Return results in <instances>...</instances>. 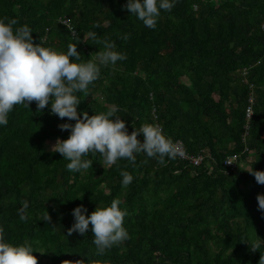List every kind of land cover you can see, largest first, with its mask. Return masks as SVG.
<instances>
[{
	"label": "trees",
	"instance_id": "trees-1",
	"mask_svg": "<svg viewBox=\"0 0 264 264\" xmlns=\"http://www.w3.org/2000/svg\"><path fill=\"white\" fill-rule=\"evenodd\" d=\"M127 0H0V20L28 25L34 43L66 52L77 45L79 62L94 60L103 41L126 59L102 66L100 78L78 93V112L89 116L118 107L129 134L158 124L192 154L206 152L193 167L174 159L160 165L137 155L103 167L97 155L83 173L67 170L47 142L67 139L50 105H16L0 127V228L6 241L30 244L38 264H259L251 244L264 240V212L257 195L264 185L247 170L264 171V0H176L155 29L123 5ZM68 17L77 36L59 23ZM124 37H127L125 39ZM100 41L101 43H98ZM247 70L246 75L241 73ZM254 96L246 139L245 110ZM138 139L142 137L138 136ZM248 151L243 152L245 148ZM242 153L235 171L224 167ZM121 171L133 176L122 187ZM119 199L128 239L97 254L89 230L68 234L73 209L91 214ZM28 201L29 219L18 209ZM48 212L50 220H42Z\"/></svg>",
	"mask_w": 264,
	"mask_h": 264
},
{
	"label": "clouds",
	"instance_id": "clouds-1",
	"mask_svg": "<svg viewBox=\"0 0 264 264\" xmlns=\"http://www.w3.org/2000/svg\"><path fill=\"white\" fill-rule=\"evenodd\" d=\"M176 0H127L123 5L131 15L142 21L145 27L155 29L162 11L170 12ZM15 19L0 20V127L8 124L9 113L14 106L23 105L29 108L35 102L37 110L50 105V114L61 120L67 118L75 123H62L61 131H69L67 139H57L52 152L59 153L69 161L67 170L83 173L92 168L93 160L89 155L102 158L103 167H111L120 159L135 163L137 155L144 154L154 158L160 165L167 160L182 157L184 152L179 142L167 137L158 124L145 123L129 134L126 122L117 116L118 107L111 105L106 112L89 116L87 111L78 112L81 100L78 93H87L89 85L101 75L102 66H115L126 56L115 50V44L103 41L104 50L99 51L94 60L77 62L81 54L77 45L69 44L66 52H58L39 43L33 42L32 29L28 25H17ZM127 39V37H124ZM101 43L100 41H97ZM138 136L142 137L138 139ZM255 177L258 184L264 185V171L247 170ZM122 187L133 181L127 171H121ZM258 210L264 212V194L257 195ZM114 199L109 206H98L91 214L83 205L72 211L74 223L68 234L77 232L84 235L91 225L92 243L97 254L128 239V232L123 226L126 212ZM29 203L22 202L18 209L21 221L29 219ZM49 221L48 212L43 219ZM264 240L258 238L251 244L253 251H260ZM34 252L45 253L43 249L34 250L28 244H14L4 238L0 228V264H38ZM259 264H264V253L261 252Z\"/></svg>",
	"mask_w": 264,
	"mask_h": 264
},
{
	"label": "built area",
	"instance_id": "built-area-1",
	"mask_svg": "<svg viewBox=\"0 0 264 264\" xmlns=\"http://www.w3.org/2000/svg\"><path fill=\"white\" fill-rule=\"evenodd\" d=\"M58 21L62 25H65L66 27H68L70 34L73 37L77 36V32H76L75 28L72 26V23L70 22L68 17H66V16L60 17L58 19ZM262 30L264 32V22L262 23ZM246 73H247V70H244L241 73V75L244 76V75H246ZM254 101H255V99H254L253 94H250L248 105H247L246 110H245V117H246L247 122L245 125V130H244L245 132L243 134V140H245L246 136L248 135V132L250 129V125H249L250 120L254 115ZM175 142H179V144H180V146L184 152V155L182 157H178L177 159L186 161V162H188L189 165H191L193 167H198V166L202 165L204 163V161L206 160V158L209 156L208 153L203 152V151L201 153H198V154H192L186 149L184 142L182 140H177ZM246 151H248L247 147L245 148V150L243 152H246ZM241 155H242V153L241 154L238 153V154L228 155L224 160V164H223L224 167L228 171L237 170L242 163Z\"/></svg>",
	"mask_w": 264,
	"mask_h": 264
},
{
	"label": "rangeland",
	"instance_id": "rangeland-1",
	"mask_svg": "<svg viewBox=\"0 0 264 264\" xmlns=\"http://www.w3.org/2000/svg\"><path fill=\"white\" fill-rule=\"evenodd\" d=\"M56 142H51V141H48L47 142V147L48 149H52V146L55 144ZM242 164V163H241Z\"/></svg>",
	"mask_w": 264,
	"mask_h": 264
}]
</instances>
